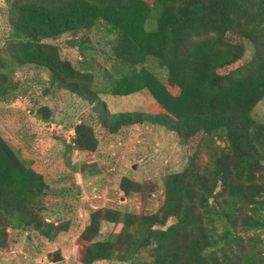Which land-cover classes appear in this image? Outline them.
<instances>
[{
  "label": "trees",
  "instance_id": "trees-1",
  "mask_svg": "<svg viewBox=\"0 0 264 264\" xmlns=\"http://www.w3.org/2000/svg\"><path fill=\"white\" fill-rule=\"evenodd\" d=\"M11 34L0 56V97L19 66L50 72L53 87L95 103L99 120L113 134L145 121L175 131L189 147L196 137L217 144L202 162L200 151L183 170L164 178L159 210L120 208L89 212L81 232V264H264V122L253 116L264 99V0H7ZM109 48L102 76L93 67L90 33ZM80 59L63 58L64 35ZM251 56L247 57L248 51ZM155 59L167 82L146 66ZM148 91L149 110L110 114L100 93L127 96ZM47 107L40 112L49 120ZM69 150L97 153L99 140L88 121L74 126ZM99 160L82 162L85 178L99 175ZM127 197L141 183L122 177ZM154 189V187H153ZM50 186L0 136V246L7 230L37 231L52 239L69 222L47 220ZM116 229L104 239L101 224ZM78 259V258H77Z\"/></svg>",
  "mask_w": 264,
  "mask_h": 264
},
{
  "label": "rangeland",
  "instance_id": "rangeland-1",
  "mask_svg": "<svg viewBox=\"0 0 264 264\" xmlns=\"http://www.w3.org/2000/svg\"><path fill=\"white\" fill-rule=\"evenodd\" d=\"M10 34L8 3L7 0H0V56L9 55L4 49H7ZM101 35L99 29L90 33L94 62L93 67H86L88 71L100 74L96 78L99 86L108 81L102 72L111 64L105 58L109 47L100 44L104 41L98 42ZM69 38L71 36L66 34L57 40L47 41L58 44L62 57L77 64L79 48L70 46L67 42ZM250 56L249 50L247 57ZM146 66L167 82V71L155 59H149ZM14 67L8 86H15L10 88L6 98L0 97V136L32 168L43 174L50 186L43 216L56 224L69 222V225L67 230L52 239L34 230L8 229L6 245L0 246V264H81L79 236L91 210L157 211L164 201L165 176L183 170L194 152L200 151L201 161L206 162L217 144L223 145L220 141L199 144V137H196L189 147L181 142L177 132L148 121L123 127L117 134L110 133L100 122L95 103L69 90L53 87L48 70L34 65L19 66L17 63ZM99 95L110 114L147 112L153 101L146 90L127 96H115L108 91H101ZM42 107H47L49 120L43 118ZM252 114L258 121L264 122V99L256 105ZM82 121H88L94 127L99 140L97 153L82 152L76 148L70 151L68 148L74 136V126ZM89 157L92 160L98 158L102 172L85 178L82 162ZM125 175L141 183L143 191L127 197L120 188V181ZM115 229L113 223L103 221L100 237L106 238ZM57 252L63 258L54 262L53 254ZM95 264L126 263L102 260Z\"/></svg>",
  "mask_w": 264,
  "mask_h": 264
},
{
  "label": "water",
  "instance_id": "water-1",
  "mask_svg": "<svg viewBox=\"0 0 264 264\" xmlns=\"http://www.w3.org/2000/svg\"><path fill=\"white\" fill-rule=\"evenodd\" d=\"M62 258L63 257L58 252L53 254V261L54 262H58L59 260H62Z\"/></svg>",
  "mask_w": 264,
  "mask_h": 264
}]
</instances>
